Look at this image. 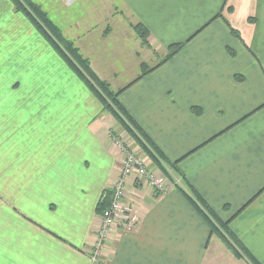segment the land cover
<instances>
[{
	"label": "crops",
	"instance_id": "1",
	"mask_svg": "<svg viewBox=\"0 0 264 264\" xmlns=\"http://www.w3.org/2000/svg\"><path fill=\"white\" fill-rule=\"evenodd\" d=\"M113 3L130 31L117 30L123 68L111 89L176 164V182L188 180L264 264V0ZM97 59L92 68L110 80ZM142 63L150 71L139 77ZM123 135L32 22L0 0V264H250L174 183L156 191L135 176L124 201L136 220L99 242L97 207L117 180Z\"/></svg>",
	"mask_w": 264,
	"mask_h": 264
},
{
	"label": "trees",
	"instance_id": "2",
	"mask_svg": "<svg viewBox=\"0 0 264 264\" xmlns=\"http://www.w3.org/2000/svg\"><path fill=\"white\" fill-rule=\"evenodd\" d=\"M11 1L14 3L16 9L21 11L32 22L36 29L47 39L70 68L90 88L94 95L103 104L104 109L118 121L132 138L135 139L147 157H149L159 167L161 172L183 192L192 206L208 223L211 233L217 234L235 255L245 257L250 264H261L231 230L229 222L220 218L217 212L208 204L202 195L198 193L188 180L182 177L186 188L176 182V179L168 168L170 167L175 174L181 177L176 164L168 160L158 145L148 136L144 129L120 102L119 95L122 90L113 91L110 85L98 76L88 59L80 53L72 40L63 36V33L41 5L34 0ZM218 15H220V13ZM133 28L142 41L145 44H148V28L143 23H137L133 25ZM233 32L236 33L235 30H233ZM183 45L184 43L182 42L170 45L163 62L180 51ZM142 68V73L139 77L150 71L145 63L142 64ZM111 196L112 191L106 190L104 197L97 207L99 212H102L110 205Z\"/></svg>",
	"mask_w": 264,
	"mask_h": 264
},
{
	"label": "rangeland",
	"instance_id": "3",
	"mask_svg": "<svg viewBox=\"0 0 264 264\" xmlns=\"http://www.w3.org/2000/svg\"><path fill=\"white\" fill-rule=\"evenodd\" d=\"M35 1L42 5L43 9L48 13L49 17L63 33V36L72 40L75 46L79 49L80 53L86 59L89 58V52L92 53L89 54V62H92L91 59L93 58H98L96 61L104 63V73L106 72L110 75V80L100 77L102 80L109 84V81H111L115 75H117V77L120 75L119 65L123 68V66H121V63L123 64V62H121V58L123 57L121 55L114 56L112 52L116 54L119 50L117 43H121L124 40L123 37H119L117 35L118 31H120V29L122 30L121 25L124 24L125 27L127 26L126 30L128 31H130V28L127 24L122 23L120 25V22L117 21L120 20V17L116 18V15L122 13V15L125 16L119 6L115 7L117 2H114V4V0L109 3H107L106 0H80L79 2H76V0H64L67 7H60V4L55 0ZM100 48H104V51L107 53L105 54L103 51H99L101 50ZM110 54L111 56H109ZM142 64L141 72L143 69ZM117 140L122 142L123 145L136 154L137 151L139 153H144L141 146L125 130L124 135L122 137H118ZM151 162L156 169H159V167L152 160Z\"/></svg>",
	"mask_w": 264,
	"mask_h": 264
},
{
	"label": "built area",
	"instance_id": "4",
	"mask_svg": "<svg viewBox=\"0 0 264 264\" xmlns=\"http://www.w3.org/2000/svg\"><path fill=\"white\" fill-rule=\"evenodd\" d=\"M114 142L124 151V156L117 180L112 187L110 205L101 212L99 242L104 241L118 225L130 226L136 220L132 208L124 201L126 187L132 176L141 180L145 179L148 185L156 191H164L168 183L173 184L160 169L149 170L144 160L119 142L117 138Z\"/></svg>",
	"mask_w": 264,
	"mask_h": 264
}]
</instances>
